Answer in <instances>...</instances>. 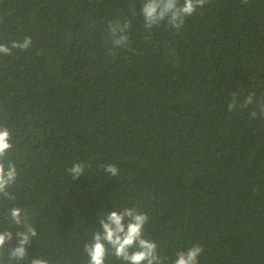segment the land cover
<instances>
[{"label": "trees", "instance_id": "obj_1", "mask_svg": "<svg viewBox=\"0 0 264 264\" xmlns=\"http://www.w3.org/2000/svg\"><path fill=\"white\" fill-rule=\"evenodd\" d=\"M145 2L0 0L12 145L0 164L16 169L0 194V233L13 237L0 264H90L100 221L125 209L148 217L142 238L160 264L196 245L198 264H264V0H208L179 29L145 27ZM115 25L126 44L114 46ZM25 37L27 50L12 48ZM105 248L104 264H129Z\"/></svg>", "mask_w": 264, "mask_h": 264}, {"label": "clouds", "instance_id": "obj_2", "mask_svg": "<svg viewBox=\"0 0 264 264\" xmlns=\"http://www.w3.org/2000/svg\"><path fill=\"white\" fill-rule=\"evenodd\" d=\"M208 0H183L180 4L179 0H146L142 6V15L144 17L145 27L152 28L167 20V24L173 28L179 29L183 26L186 17H191L197 10L202 8ZM111 38L114 46L126 44L127 35L124 29L119 25L112 26L110 29ZM31 45V38L25 37L22 42H13L12 48L27 50ZM0 54H11V49L6 45H0ZM254 93H250L243 101V108H248L253 104ZM238 101L233 98L228 105V111L232 112L236 108ZM259 115L264 117V103L260 104ZM257 112H252L251 119H256ZM10 141V133L6 128H0V157H4L8 150L12 147ZM84 171L83 165L74 164L69 172L73 178H78ZM105 171L115 176L118 169L113 165H106ZM16 179V169L9 164L7 170L3 164H0V194L6 193V188ZM128 218L125 225L124 220ZM11 218L16 224L21 223V213L19 209L11 211ZM148 220V217L142 213H137L134 209H125L122 213L116 211L107 215L106 221H100L103 233H97L94 236V242L86 246V251L90 257V264H104V257L107 249L105 242L111 246L115 255L129 264H160L156 255V244L142 238V231ZM28 233L35 235L33 229H29ZM18 232L17 247L11 253L14 258L22 259L26 254V245L29 242V234ZM13 239L11 232L0 233V248ZM134 246H138L137 251L131 252ZM203 248L199 245L189 248L186 252L177 253L175 264H198ZM32 264H46L44 260H33Z\"/></svg>", "mask_w": 264, "mask_h": 264}]
</instances>
